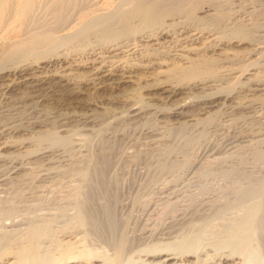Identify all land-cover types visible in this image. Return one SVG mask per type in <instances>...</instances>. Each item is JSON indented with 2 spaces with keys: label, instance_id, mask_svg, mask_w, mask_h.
Returning a JSON list of instances; mask_svg holds the SVG:
<instances>
[{
  "label": "bare ground",
  "instance_id": "1",
  "mask_svg": "<svg viewBox=\"0 0 264 264\" xmlns=\"http://www.w3.org/2000/svg\"><path fill=\"white\" fill-rule=\"evenodd\" d=\"M241 44L243 52L229 48ZM0 81L2 92L26 90L28 105L58 98L78 103L72 90L78 82L94 88L144 83L124 97L127 109L119 114L130 121L154 119V125L132 128L148 138L150 149L128 148L124 160L113 162L106 159L108 151L97 149L100 162L76 168L78 177L64 184L76 204L65 206L62 215L49 210L38 219L7 217L5 230L17 229L23 240L15 249L0 240V264H264V164L222 157L219 144L205 136L227 130L221 135L227 155L242 141L264 138V130L235 134L227 128L236 110L264 102V0H0ZM33 108L23 111L29 120L23 122L26 113L8 114L11 118L0 124L1 136L31 132L0 141V165L9 164L0 182L25 175L26 162L15 156L19 152L49 161L60 149L58 140L68 136L62 135L64 128H45L46 121L35 118L39 113L33 118ZM91 113L79 119L95 124L98 118ZM183 127L196 128L197 137L204 134L201 152L211 159L156 154L159 145L174 139L169 130L180 133ZM41 139L51 142L29 152V144ZM78 142L71 146L77 152ZM8 148L15 155L5 152Z\"/></svg>",
  "mask_w": 264,
  "mask_h": 264
},
{
  "label": "rangeland",
  "instance_id": "2",
  "mask_svg": "<svg viewBox=\"0 0 264 264\" xmlns=\"http://www.w3.org/2000/svg\"><path fill=\"white\" fill-rule=\"evenodd\" d=\"M229 48H233V49H237L236 52H243L245 50V44H241L239 46H230ZM81 74H85L83 71L80 72ZM82 74V75H83ZM79 75V73H78ZM77 77H80V76H77ZM2 82V81H0ZM142 84L144 83H122L121 85H119L118 87H110V86H103V87H96L94 88L93 86H91V84H85L84 82H78L77 86L74 85L72 86L74 90V93H75V97L77 98V101L78 103H75L73 105L69 104V103H66L65 101H61L60 98L59 101L58 99H45L44 101H42L44 104H42V102H39V103H34L31 101V103H29L28 105V102L29 99L27 98V92H25L26 90H24L22 87H14L11 92L9 91L8 93L6 92H2L1 88H0V124L1 123H4V122H7V120H9L12 116V114H23V113H26V114H23V122L26 120H29L27 119L26 116H28V112H23V111H27V110H31V107L33 108L32 110V113H33V118L34 116H36L38 113L39 115H37L35 118H39V119H43L44 122H45V128L47 129H54V131H56V129H60V128H64L65 129V132H61V133H65V134H62V135H68L67 137H64L63 140H58L57 144L59 143V151L58 153L61 152V154H58L56 152V154H54L53 156H51L50 160L47 161V159L43 158V157H32V158H25L26 157V154L27 152H19L17 155H15L14 153V150L13 148H8L5 152H10L12 154L9 153V155H15L17 156L20 160H22L23 162H26L27 164V168H26V171H24V174L25 175H18L16 177H13V178H9L7 179V181H4V182H0V224L2 225L3 223L7 222L6 220H9L7 217H11V218H18V217H28L27 219H38L37 217H39V215L45 213H49L50 211L51 212H55V213H59V211L63 212V210L66 209H69V207H73L75 204H76V201L75 199H73L72 197V194H71V191H70V187L66 186L67 185V179L72 180L73 181V178H77V174H78V169L80 167H83L85 165H87L88 163L89 164H94V163H97V162H100V156H99V151L98 150H101V149H104L105 151H108L106 152L107 155H109L108 157L106 156V159L110 160L111 162L113 161H120V159L124 160L126 157H122V155L124 156V151L125 150H134L136 149L137 147L138 148H141V149H146V148H149V144H148V138L144 136H141L140 134H138L135 129H137L139 127H143L148 125H154V119L153 117H151L150 115H145V117H143L142 119L140 120H137V121H130L129 119H125V117H123L122 115L125 114V111H126V104L124 103V97L127 96V94H130V92H133V91H137V89H141L142 87H140ZM70 86V87H71ZM134 86V87H133ZM76 87V88H75ZM79 88V89H78ZM15 89H17L15 91ZM24 91H23V90ZM77 89V90H76ZM138 89V90H139ZM19 90V91H18ZM23 91V92H22ZM20 92L22 94H20ZM78 92V93H77ZM127 92V93H126ZM134 92V93H135ZM13 93L15 95H13ZM26 95H24V94ZM8 94V95H7ZM17 94V95H16ZM20 94V95H19ZM182 94H178L176 97L180 96ZM9 96V97H8ZM16 96H19V97H16ZM15 97V99H14ZM80 97V98H79ZM25 98V100L23 99ZM27 98V99H26ZM18 99V100H17ZM21 99V101L19 100ZM23 99V100H22ZM79 99V100H78ZM123 99V100H122ZM15 100V101H14ZM24 101H27V102H24ZM58 101V102H57ZM81 101V102H80ZM85 101H88L87 103ZM12 102V103H11ZM17 102H22L20 103H17ZM56 102V103H55ZM62 102V103H61ZM26 103L25 105H21V104H24ZM32 103L36 106H33ZM60 103V104H59ZM83 103L85 105H87V107L89 108H86ZM264 103V102H263ZM260 104L259 101L258 103H254V105L248 109H240V110H236L234 113H233V117L231 116L230 119V125L227 126L228 130L230 131V133H235V134H239V133H242V134H249L251 132H256L259 131V130H264V104ZM37 104H38V107L37 108ZM42 104V105H41ZM64 104V105H63ZM69 104V105H68ZM77 104V105H76ZM27 105V106H26ZM81 107H79V106ZM122 105V106H121ZM24 106V107H23ZM68 107L65 109V107ZM71 106V107H70ZM75 106V107H74ZM78 108H77V107ZM119 106V107H118ZM13 107V108H12ZM26 107V108H25ZM30 107V109H28ZM74 107V108H73ZM92 107V108H91ZM261 109H260V108ZM11 108V109H10ZM20 108V109H19ZM23 108V109H22ZM64 108V109H63ZM80 108L82 109L83 108V111L80 112ZM123 108V109H122ZM256 108V109H255ZM2 109V110H1ZM5 109V110H4ZM25 109V110H24ZM27 109V110H26ZM74 111H73V110ZM76 109H79L78 112ZM86 111H85V110ZM93 109V110H92ZM7 110L9 112H7ZM38 110V112H36ZM101 110V111H100ZM124 110V111H123ZM6 111V113H5ZM19 111V112H18ZM70 111V112H69ZM90 111L92 112L91 114H93L94 116H97L96 119V123L95 124H89L90 126L85 125L80 119H79V116H83L85 112H88L90 113ZM98 111V112H97ZM113 112V114H111V112ZM4 112V113H3ZM17 112V113H16ZM63 112V113H62ZM71 112H74V113H71ZM96 112V113H95ZM108 112V113H107ZM122 114L120 115L119 114ZM253 112V113H252ZM59 113V115H58ZM62 113V114H61ZM98 113V114H97ZM260 113V114H259ZM3 114V115H2ZM11 116H9V115ZM66 114V115H64ZM68 114V115H67ZM48 115V116H47ZM71 115H75V116H71ZM113 115V116H112ZM114 115H117L115 117H117L116 119L117 120H114V121H110L108 119L111 120V117L113 118ZM239 115V116H238ZM3 116V117H1ZM7 116V118H6ZM47 116V117H46ZM66 118H65V117ZM106 116V117H105ZM150 116V117H149ZM220 116L218 113L217 114H213L210 116V119L209 120H216L218 117ZM259 116V117H258ZM10 117V118H9ZM104 117V118H103ZM121 117V118H120ZM214 117V119H213ZM217 117V118H216ZM235 117V118H234ZM5 118V119H4ZM52 118V119H51ZM57 118V119H56ZM66 120H65V119ZM69 118V119H68ZM72 118V119H71ZM252 118V119H251ZM256 118V119H255ZM3 119V121L1 120ZM32 119V118H31ZM54 119V120H53ZM107 119V120H106ZM120 119H123L120 120ZM151 119V120H150ZM208 119L204 122L205 125H207L209 122ZM244 119V120H243ZM5 120V121H4ZM49 120V121H48ZM127 120V121H126ZM153 120V121H152ZM80 121V122H79ZM104 121V122H103ZM106 121V123H105ZM144 121V122H142ZM150 121V122H149ZM50 122V123H49ZM61 122V123H60ZM65 122V123H64ZM100 123V125L98 123ZM109 122V123H107ZM123 122H131L128 124L126 123H123ZM133 122V123H132ZM140 124H139V123ZM49 123V124H48ZM59 123V124H58ZM120 123V124H119ZM123 123V124H122ZM136 123V124H135ZM145 123V124H143ZM207 123V124H206ZM247 123V124H246ZM57 124V125H56ZM63 124V125H62ZM105 124H109V126L105 125ZM115 125V126H111V125ZM139 124V125H138ZM143 124V125H141ZM233 124V125H232ZM60 125V126H59ZM84 125V126H83ZM103 125V126H102ZM128 125V127H127ZM132 125V126H131ZM137 125V126H136ZM263 127H262V126ZM82 126V127H81ZM85 126L87 128H85ZM98 126V128H97ZM117 126V127H116ZM135 126V127H133ZM56 127V128H55ZM101 127V128H100ZM109 127V129H108ZM118 128V129H115ZM89 128H93L94 130L92 129H89ZM97 128V129H96ZM131 128V129H130ZM132 128H135V129H132ZM184 128V129H183ZM182 129H180V133H179V129L177 131V129H171L173 130L172 132H175V137H173L174 133L171 132V130L168 131V129H165L166 133L170 134V136L172 138H174L172 140V142H169L168 143H165V144H162L159 145L157 148H156V151L157 152L156 154L159 156L162 157V154L163 156H169L170 158H183L185 160H193L195 158L199 159L202 161V162H205L209 159H211V156H209L207 153L206 155L204 156L205 153L201 152V149H202V146L203 144H201V142L203 143L204 142V134L202 135L203 137H197L196 135V131L197 129L196 128H193V127H183ZM192 128V131L191 130ZM236 128V129H235ZM238 128V129H237ZM247 128V129H246ZM260 128V129H259ZM82 129V130H81ZM85 129V130H84ZM125 129V130H124ZM128 129V130H127ZM196 129V131H195ZM67 130V131H66ZM93 132H92V131ZM103 130V131H102ZM106 130V131H105ZM121 131L123 130L125 132L124 136L123 137H119L120 135H117L115 134L114 135V132L116 133L117 131ZM133 132L130 134V131ZM134 130V131H132ZM184 130V132H183ZM186 130V132H185ZM192 133V135H190L191 133H189V131ZM247 130V131H246ZM18 130L17 132H14L13 134H8L9 137L13 136L12 138H14L15 136H17L18 138H24L26 136H29V134L31 132H29L28 134V131H24L22 130ZM53 131V130H52ZM75 133H74V132ZM96 131V133H95ZM99 131V132H98ZM114 131V132H113ZM168 131V132H167ZM188 131V133H187ZM224 134H226L227 130H223ZM226 131V132H225ZM245 131V132H244ZM70 132V133H69ZM85 132V133H84ZM87 132V134H86ZM101 132V133H100ZM177 132V133H176ZM182 132V133H181ZM237 132V133H236ZM244 132V133H243ZM69 133V134H68ZM82 133V134H81ZM100 133V134H99ZM104 133V134H103ZM127 133L129 134V136L127 135ZM137 133V134H136ZM179 133V134H178ZM221 133V135L223 136L224 134ZM26 134V135H25ZM86 134V135H84ZM102 134V135H101ZM112 134V135H111ZM185 134V135H184ZM186 134H188L187 136H192L193 140H191V137L189 136L187 138ZM15 135V136H14ZM76 135H78L79 137L77 138ZM81 135V137H80ZM84 135V136H83ZM132 135V136H131ZM209 135V139L211 137V141H213L215 144H219L218 147L220 148L219 150V155H221L222 157L225 156L228 157V158H232L234 161H243V162H248L250 163V165L253 163L254 166H259V165H263L264 164V141L263 139H260V140H257V141H252L250 142L249 141V144L246 142V144L248 145H243V143H245L244 141H242L241 143H239V145L237 146L238 147V150L237 152H235V154H231L233 155L232 157H229L228 152H229V148H228V144L224 143L222 140L223 137L219 134H215L214 137L213 135L211 136L210 134H207L205 133V136L207 138V136ZM7 135H0V141L2 140V138H5ZM7 136V137H8ZM23 136V137H21ZM70 136V137H69ZM72 136V137H71ZM75 136V137H74ZM83 138V137H85ZM106 136L107 138L109 139H106ZM113 136L115 138H113ZM184 136V137H183ZM181 137V138H179ZM16 138V137H15ZM70 139L72 140V144L74 142H78L80 143V150L79 152H77L72 146L70 140L69 141V145L65 143L68 142L66 141V139ZM77 138V140H75ZM123 138V139H122ZM201 138V139H199ZM213 138V139H212ZM82 139V140H81ZM85 139V141H84ZM120 139V140H119ZM186 139V141L184 140ZM187 139H190V140H187ZM218 139V140H217ZM43 140V141H42ZM106 140V141H105ZM128 140V141H127ZM136 140V141H135ZM175 140V141H174ZM184 140V141H183ZM37 142H40L38 143L39 145L37 144H32V143H36L35 141L30 143L29 146L27 147L30 148L28 149V151L30 152H36L38 151V148L39 150L41 149V147L43 146H46V144H50V140H48L47 142L48 143H45L46 142V139L44 141V139H41L40 140H36ZM65 141V142H63ZM80 141H83L82 144ZM102 141V142H101ZM112 141V142H111ZM126 141V142H125ZM199 141V142H198ZM44 142V143H43ZM102 144H101V143ZM123 142V143H122ZM133 142V143H131ZM43 143V144H42ZM106 143V144H104ZM224 143V144H223ZM252 143V144H251ZM32 144V145H31ZM64 146H63V145ZM115 146H113V145ZM194 144V145H193ZM221 144V145H220ZM242 146H241V145ZM251 144V145H250ZM34 145V146H33ZM43 145V146H42ZM82 145V146H81ZM101 145V146H100ZM109 145V147H108ZM123 145V146H122ZM169 145V146H168ZM87 148V149H85ZM91 146V147H90ZM104 146V147H102ZM106 146V147H105ZM120 146V147H119ZM127 146V147H126ZM140 146V147H139ZM144 146V147H143ZM191 146V147H190ZM199 146V147H198ZM226 146V148H225ZM250 146V147H249ZM67 147V148H66ZM93 147V148H92ZM170 147V149H169ZM195 149H194V148ZM224 147V148H223ZM252 147V149H251ZM37 149V150H34V149ZM70 148V149H69ZM84 148V149H83ZM100 148V149H99ZM108 150H107V149ZM112 148V149H111ZM125 148V149H124ZM161 148H162V151H161ZM165 148L167 150H165ZM179 148V149H178ZM255 148V149H254ZM117 151H115V150ZM150 149V148H149ZM158 149V150H157ZM13 150V151H12ZM70 150V151H69ZM89 150V151H88ZM172 150V152H171ZM196 150V151H195ZM226 150V151H225ZM119 151V152H118ZM159 151V153H158ZM163 151H165V155L164 153H162ZM170 151V152H168ZM225 151V152H224ZM67 152V153H66ZM81 152V153H80ZM89 152L91 154V156L89 155ZM123 152V154H122ZM154 152V153H155ZM189 152V153H187ZM75 153V154H74ZM80 153V154H78ZM98 153V154H97ZM119 153V155H118ZM171 153V154H170ZM176 153V154H175ZM201 155H200V154ZM240 153V155H239ZM82 154V156H81ZM88 154V155H86ZM97 154V155H96ZM155 154V155H156ZM169 154V155H168ZM198 154V155H197ZM22 158H20L19 156ZM25 155V156H24ZM61 155V156H60ZM74 155V156H73ZM84 155V156H83ZM203 155V156H202ZM242 155V156H241ZM70 156V157H69ZM81 156V157H80ZM86 156V157H85ZM118 156V157H117ZM65 157V158H64ZM72 157V158H71ZM80 157V158H79ZM83 157V159H81ZM93 157V158H92ZM116 157V158H115ZM210 157V158H208ZM34 158V159H33ZM67 158V159H66ZM69 158V159H68ZM78 158V160H77ZM89 158V159H88ZM96 158V159H95ZM115 158V159H114ZM192 158V159H191ZM201 158H205V159H201ZM227 158V159H228ZM90 159L92 161H90ZM71 160V161H70ZM81 160V161H80ZM108 160V161H109ZM121 160V161H122ZM187 160V161H188ZM204 160V161H203ZM230 160V159H229ZM247 160V161H246ZM56 161V162H55ZM43 162V163H42ZM46 162V163H45ZM69 162V163H67ZM71 162V163H70ZM29 163V164H28ZM57 163V164H56ZM78 163H82V164H79L78 166ZM85 163V164H84ZM87 163V164H86ZM248 163V164H249ZM56 164V165H55ZM63 164V165H62ZM69 164V165H68ZM73 164V166L71 165ZM3 166L1 167L0 165V173L2 175H5L6 174V171L8 170V165L9 164H2ZM31 165V166H29ZM33 165H36V166H33ZM38 165V166H37ZM59 165V166H58ZM67 165V166H66ZM71 165V166H70ZM66 166V167H64ZM3 167L4 170H3ZM47 167V168H46ZM77 167H79L78 169H76ZM2 168V169H1ZM55 168V169H54ZM57 168V169H56ZM7 169V170H6ZM32 169V170H31ZM75 169V171H74ZM2 170V171H1ZM49 170V171H48ZM64 170V171H63ZM5 171V172H4ZM33 171V172H32ZM42 171H47L46 174H41ZM77 171V172H76ZM3 172V173H2ZM27 172V173H26ZM71 172V173H70ZM35 173V174H34ZM37 173V175H36ZM51 173V174H50ZM66 173V174H65ZM68 173V174H67ZM70 173V174H69ZM77 173V174H76ZM0 174V175H1ZM29 174V175H28ZM49 174V175H47ZM59 174V175H58ZM73 174V175H72ZM35 175V176H34ZM77 177H75V176ZM43 176V177H42ZM45 176V177H44ZM47 176V177H46ZM52 176V177H51ZM60 176V177H59ZM28 177V178H26ZM32 177V178H31ZM42 177V179H41ZM71 177V178H70ZM73 177V178H72ZM18 178V179H17ZM59 178V179H57ZM23 179V180H22ZM50 179V180H49ZM12 180V181H11ZM25 180V181H24ZM51 184H49L47 181ZM64 180V181H63ZM40 181V182H39ZM45 181V182H44ZM52 181V182H51ZM58 184V186L56 185V182ZM59 181V182H58ZM26 182V183H25ZM63 182V183H62ZM66 182V184H65ZM34 183V184H33ZM36 183V184H35ZM39 186H38V185ZM46 184V185H45ZM65 184V185H64ZM60 185V186H59ZM34 186V187H33ZM41 186V187H40ZM47 186V187H46ZM51 186V188H50ZM52 186H55V187H52ZM38 187V188H37ZM61 187V188H59ZM47 188V189H46ZM54 188V189H53ZM69 190L67 192V190ZM45 189V190H44ZM50 189V191H48ZM57 189V190H56ZM53 190V191H52ZM55 190L57 192H55ZM61 192V193H59ZM70 192V194H69ZM49 193V194H48ZM63 193V194H62ZM68 193V194H67ZM61 194V195H60ZM3 195V196H2ZM2 196V197H1ZM70 196V197H69ZM67 197V198H66ZM66 198V199H65ZM74 200V201H73ZM70 201H72L70 203ZM4 202V203H3ZM7 206L5 209L4 207ZM66 206V207H65ZM10 208V209H9ZM4 209V210H3ZM66 209V210H67ZM50 210V211H49ZM65 210V211H66ZM48 211V212H47ZM57 211V212H56ZM12 214H11V213ZM44 212V213H43ZM61 212V215L63 214ZM2 213H5V214H2ZM10 213V214H8ZM19 213V214H18ZM31 215H33V217H30ZM60 215V213H59ZM3 218H6V219H3ZM4 221V222H3ZM0 225V240L4 243H6V245L8 246H12L10 248H13L15 249V246H18L17 244L19 243L18 241L20 239L23 238V235L22 237L20 238L19 236H21L20 232H17L18 230L15 229L13 231H6L5 228L3 227V225L1 226ZM4 228V229H3ZM2 229V230H1ZM2 232V233H1ZM18 236V237H17ZM95 237V235H93ZM17 237V238H16ZM23 240V239H22ZM22 240H20V243L22 242ZM19 243V244H20ZM2 264H9V263H2Z\"/></svg>",
  "mask_w": 264,
  "mask_h": 264
}]
</instances>
